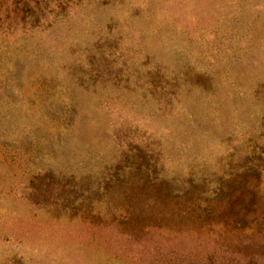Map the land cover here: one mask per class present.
Wrapping results in <instances>:
<instances>
[{
    "label": "rangeland",
    "instance_id": "obj_1",
    "mask_svg": "<svg viewBox=\"0 0 264 264\" xmlns=\"http://www.w3.org/2000/svg\"><path fill=\"white\" fill-rule=\"evenodd\" d=\"M263 118L264 0H0V264H264L261 224L104 187L131 189V147L132 168L209 192Z\"/></svg>",
    "mask_w": 264,
    "mask_h": 264
},
{
    "label": "trees",
    "instance_id": "obj_2",
    "mask_svg": "<svg viewBox=\"0 0 264 264\" xmlns=\"http://www.w3.org/2000/svg\"><path fill=\"white\" fill-rule=\"evenodd\" d=\"M262 122H264V118ZM121 155L122 158L117 164V168L119 166L124 168V164L130 165L129 169H133L138 174L137 176L142 178V182H137L139 179H136V176L131 182V189L123 188L126 185L124 181L126 174H124L117 177L114 183L105 180L104 187L111 196L122 190L126 204L128 202L130 206L135 204V207L141 206V200L135 202L133 190L137 189V185H139V189H143L142 187L147 184L148 194L143 198V201L149 199V208L160 209L166 214L172 212L171 215H178L179 219H183V221L190 219V222L195 221L199 225H203L213 220L218 225L221 224L234 231L250 228L252 223L261 224L264 228V185H262L264 143L247 146L239 158L232 159L233 157L229 158L228 156V160L221 167V172L213 177L209 192L203 191L201 180L197 181L190 177L184 180L187 184L174 189L171 179L165 176L159 178L155 174H151L148 163L143 169L142 158L137 160V165L132 168L130 163L134 161L136 155L145 157V153L133 152L131 147L123 149ZM144 162H148L146 158H144ZM118 178H120L119 181H123V184L118 183ZM113 185L120 187L113 188ZM177 204H180V208L174 209L176 207L174 205ZM162 211L160 212L162 213ZM131 232L139 235L141 231L133 227ZM260 252L264 255V245ZM252 263L253 257H250L246 264Z\"/></svg>",
    "mask_w": 264,
    "mask_h": 264
}]
</instances>
